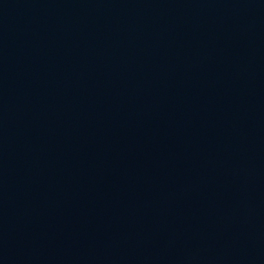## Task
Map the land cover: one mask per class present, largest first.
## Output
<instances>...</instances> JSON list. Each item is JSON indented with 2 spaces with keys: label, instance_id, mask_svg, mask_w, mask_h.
I'll list each match as a JSON object with an SVG mask.
<instances>
[{
  "label": "water",
  "instance_id": "obj_1",
  "mask_svg": "<svg viewBox=\"0 0 264 264\" xmlns=\"http://www.w3.org/2000/svg\"><path fill=\"white\" fill-rule=\"evenodd\" d=\"M0 264H264V0H0Z\"/></svg>",
  "mask_w": 264,
  "mask_h": 264
}]
</instances>
